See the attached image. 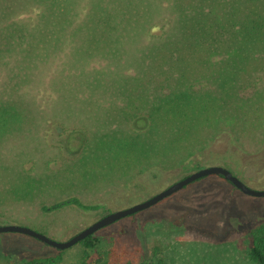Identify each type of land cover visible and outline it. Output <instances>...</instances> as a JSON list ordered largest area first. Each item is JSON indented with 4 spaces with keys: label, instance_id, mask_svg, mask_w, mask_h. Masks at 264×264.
I'll return each mask as SVG.
<instances>
[{
    "label": "rangeland",
    "instance_id": "1",
    "mask_svg": "<svg viewBox=\"0 0 264 264\" xmlns=\"http://www.w3.org/2000/svg\"><path fill=\"white\" fill-rule=\"evenodd\" d=\"M157 1L140 2L125 23L76 26L44 44L37 1L0 0V226L66 242L215 165L264 190V40L249 55L237 50L250 42L245 29L264 0ZM194 27L212 35L201 39ZM11 34L24 40L6 50ZM180 34L212 56L198 49L180 61ZM187 94L209 109L174 115L172 100ZM72 199L100 209L45 210ZM262 227L264 198L212 175L99 230L93 250L0 233V264L58 255L60 264H255Z\"/></svg>",
    "mask_w": 264,
    "mask_h": 264
},
{
    "label": "trees",
    "instance_id": "2",
    "mask_svg": "<svg viewBox=\"0 0 264 264\" xmlns=\"http://www.w3.org/2000/svg\"><path fill=\"white\" fill-rule=\"evenodd\" d=\"M37 1L36 4L40 8L39 13V21L40 26L42 27L43 31V40L44 44L49 43V41L53 38H49L53 34H59L57 36V41L61 42L65 37V33L69 31L77 30L76 26L80 29H84L88 26H96L97 24L101 23L104 26L114 27L118 23H125V17L128 16L130 13H133L134 10H137L136 6L139 5L140 2H143L145 6L148 5H156L158 3L157 0H138L135 2L134 0H28L27 3H31ZM124 1V2H123ZM163 4V2H159ZM28 8V7H27ZM253 15H257V19H249L248 20V29H245V42H249L246 46L234 48L242 53H249L256 51L255 48L259 47L260 45L258 42L264 40V12L258 13L256 11H252ZM250 22V23H249ZM135 23L139 24L138 21ZM23 25L21 22L18 23ZM9 27H15L17 24L15 22L8 21L6 24ZM145 26H149L147 23L144 24ZM159 24L152 23L150 24L148 30L155 31L158 29ZM183 31L181 29L180 33ZM194 31L197 35L203 39L202 35H212L210 30L201 29L198 27H194ZM183 38V42L181 44L175 46V51L177 53V58L182 61L185 57V53L190 57H194L197 50H201L204 54L203 59H209L213 53H210L211 50L202 46V44H195L191 43L189 38L186 35L180 34ZM24 40L23 36L19 39H15L12 34L8 36L6 39V50L9 49L14 44H18ZM254 41V42H253ZM250 45V46H249ZM264 48V44H262ZM205 48V49H204ZM264 50V49H263ZM248 55L241 54L239 57V62H242L245 57ZM47 56V55H46ZM241 58V59H240ZM178 60V61H179ZM179 61V62H180ZM233 63H238L234 59ZM234 78L239 74L241 71L240 68H234ZM235 80V79H234ZM188 98L193 99V103H188ZM222 99V98H221ZM173 103L171 105V111L174 115H177L180 112L184 116H188L189 112H193L196 109L201 108L203 111H207L210 107V101L204 100L203 102L199 103L197 107L193 106L196 104V99L191 97V95H183V99L177 98V100H172ZM224 103L226 101L224 100ZM182 104L189 105L188 107L184 108L181 107ZM193 107H192V106ZM3 127H7V119L4 113H0V131H2ZM224 178L223 176H221ZM201 180V179H200ZM198 180V181H200ZM197 182V181H196ZM194 182V183H196ZM229 182V181H228ZM192 183V184H194ZM231 183V182H229ZM190 184V185H192ZM232 184V183H231ZM67 205H76L77 207L84 209V210H98L100 209L99 206H87L82 204L77 199L68 200L62 203H56L51 207H46V211H55L57 209H61ZM135 215V214H133ZM131 215V216H133ZM255 241L253 246L250 250V256L252 261L255 264H264V227L258 229L255 234ZM38 240V239H37ZM39 241V240H38ZM41 242V241H40ZM98 240L94 238V234L87 237L81 243L87 250H93L97 247ZM45 246H48L44 243ZM54 248V247H53ZM62 262V256L58 255L55 258H36L25 263L21 264H60Z\"/></svg>",
    "mask_w": 264,
    "mask_h": 264
},
{
    "label": "water",
    "instance_id": "3",
    "mask_svg": "<svg viewBox=\"0 0 264 264\" xmlns=\"http://www.w3.org/2000/svg\"><path fill=\"white\" fill-rule=\"evenodd\" d=\"M212 175L223 176L225 180L231 182L234 187H236L238 190H240L245 195H248L251 197H257V198H264V190H254L248 187L238 177L233 175L232 172H230L227 168L223 166L215 165V166H210V167L199 169L187 175L186 177L180 179L179 181L172 184L171 186H169L162 192L148 199L147 201H144L132 207L118 210V211L105 215L100 220L94 222L93 224H91L90 226H88L87 228H85L84 230H82L81 232H79L77 235H75L74 237H72L70 240L66 242H57L42 233L36 232L28 227L18 226V225H1L0 233L24 234V235L36 238L39 241L47 244L48 246H51L60 251H63V250L69 249L81 243L87 237L95 234L99 230L107 226H110L123 218L129 217L133 214L149 209L152 206L163 201L164 199L183 190L185 187L189 186L190 184L200 179L206 178L208 176H212Z\"/></svg>",
    "mask_w": 264,
    "mask_h": 264
}]
</instances>
